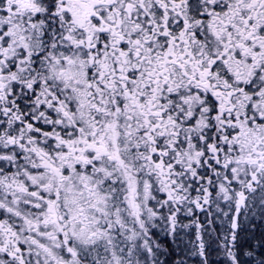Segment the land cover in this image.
Returning a JSON list of instances; mask_svg holds the SVG:
<instances>
[{"label": "snow or ice", "instance_id": "1", "mask_svg": "<svg viewBox=\"0 0 264 264\" xmlns=\"http://www.w3.org/2000/svg\"><path fill=\"white\" fill-rule=\"evenodd\" d=\"M0 264H264V0H0Z\"/></svg>", "mask_w": 264, "mask_h": 264}]
</instances>
